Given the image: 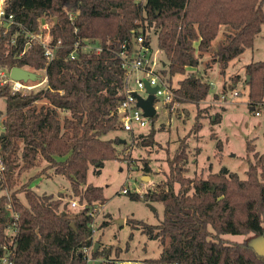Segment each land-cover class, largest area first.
I'll return each mask as SVG.
<instances>
[{"label":"trees","instance_id":"16d2710c","mask_svg":"<svg viewBox=\"0 0 264 264\" xmlns=\"http://www.w3.org/2000/svg\"><path fill=\"white\" fill-rule=\"evenodd\" d=\"M5 11L15 24L8 29L0 26V71L9 72L13 67L42 71L46 80L26 94L0 84V99L5 101L0 114V161L4 166L0 193L10 191V202L18 214L10 258L13 264H84L79 254L92 243L90 224L94 220L87 215V208L69 213L62 194L58 198L38 195L28 183L15 189L20 174L45 163L42 172L51 170L66 179L79 204L102 205L103 190L87 183V172L93 166L94 174L99 175L105 162L119 161V149L126 146L118 138L104 139L120 130L115 110L123 98L125 76L115 54L119 46L152 29L157 49L168 61V71L163 68L160 74L171 87L172 77L196 68L202 55H209L224 73L229 62L252 47L264 28V0H5ZM70 14L74 15L72 21ZM43 22L50 25L53 43L62 42L51 62L43 48L26 36V31L39 33ZM219 35L221 40L213 48ZM87 40L97 42L101 52L87 53L79 47L76 59H68L73 44ZM145 44L149 46L148 36ZM245 75L248 105L256 108L264 103V60L246 65ZM228 89L233 90L232 86ZM210 90L207 81L190 74L178 82L174 102L197 106ZM200 113L192 128L195 133L202 128ZM219 120L216 116L214 123ZM190 134L180 140L175 155L167 161L165 178L152 192L142 198L137 193L127 194L132 200L163 206L162 219L156 225L127 220L162 246L158 258L146 260L264 264V257L253 248L223 238L263 234L264 153L254 152V163L248 158L245 180L223 167L205 177L187 178L186 140ZM153 137L152 132L147 146ZM210 137L216 140L221 155L220 140L214 134ZM252 151L248 143L247 152ZM143 171L149 174L150 168L145 165ZM6 203V197L0 195V257L10 245L7 228L12 219ZM93 254L110 257L111 249L100 251L98 247Z\"/></svg>","mask_w":264,"mask_h":264},{"label":"rangeland","instance_id":"374dc122","mask_svg":"<svg viewBox=\"0 0 264 264\" xmlns=\"http://www.w3.org/2000/svg\"><path fill=\"white\" fill-rule=\"evenodd\" d=\"M146 36H148L149 45L157 61H160L161 66L167 72L168 61L163 52L157 49L156 38L152 29L145 31ZM220 40L221 36L219 35L213 43V48H216V43ZM263 60L264 28L255 38L252 47L245 49L241 55L231 61L225 78L220 74L218 64L212 72H209V76L217 82L226 80L222 87L225 86L227 90L223 92L225 98L227 94V102L231 103L215 104V107L210 108L206 107L205 103L196 106L190 103L174 102L168 108L163 106L160 100H156L154 104L156 119L153 123L149 122L148 129L141 136L134 139L122 130H117L104 137V139L115 137L126 141L125 148L118 149L120 152L129 149L132 163H128L127 159L123 160L119 156V161L105 162L99 175L94 174L93 166H90L87 172V183L94 187H101L103 190L104 202L99 206L100 213L95 218L97 230L93 236L94 242L100 246V251L111 249V256L120 259L154 260L160 256L161 244L158 241L150 240L140 230L132 228L127 220H137L148 225H156L162 219L163 206L159 203L135 201L121 192L125 189L129 191L128 194L137 193L140 198L145 193L152 192L155 186L165 178L168 172L167 161L173 158L180 140L189 132L191 134L186 140L185 177H205L207 173H216L223 167L237 174L242 180L247 178L248 158L254 163V152L259 155L264 153V113L260 116L254 115L248 105V88L244 83L245 78L234 75L243 74L245 65ZM211 65H215L211 62V58L208 55H202L196 68H188L184 75L172 77V87L176 89L178 82L190 74L199 76L203 80L207 79V71L211 69ZM36 74L38 80L32 84L37 85L36 89H38L44 85L45 76L42 71ZM228 76L231 77L229 80L227 79ZM229 86H232L233 90L228 91ZM124 90L125 88L123 92ZM234 92L238 95L234 96ZM141 95L144 96V93ZM4 109L5 101L0 99V112H3ZM199 110L201 113L198 119L200 122L202 120L203 125L201 124V130L195 133L192 128ZM218 115H221V119L214 123ZM152 132L154 139L147 146L145 142ZM211 133H214L222 144L221 156L216 151V140L211 139ZM248 143L253 150L251 153L247 152ZM130 144L133 147H129ZM145 165L150 168L149 174H145L143 171ZM45 166L46 164L42 163L40 167L20 174L15 189L28 183L29 188L38 195H52L55 198H58L59 194L64 195L63 202L66 204V210L69 213L81 210V208L75 210L69 208V202L79 204L78 198L71 196L69 182L62 176L53 174L51 170L46 173L42 172ZM200 172L201 174H199ZM147 177H149V181ZM2 194L6 197L7 202H10V191L5 189L0 193V195ZM18 197L22 203H25L22 194H18ZM84 204H79V206ZM104 222H107V225L100 227ZM223 238L230 241H245L250 245H256L259 242L258 237L253 235H226Z\"/></svg>","mask_w":264,"mask_h":264},{"label":"built area","instance_id":"2783aa9c","mask_svg":"<svg viewBox=\"0 0 264 264\" xmlns=\"http://www.w3.org/2000/svg\"><path fill=\"white\" fill-rule=\"evenodd\" d=\"M74 15H69V20H73ZM15 24L13 17L8 15L5 11V0H0V26L8 29L11 25ZM19 26V24H16ZM50 25L43 22L40 26V31L37 34H30L26 31V36H28L30 41H35L38 43L44 51V56L51 62L54 58L55 52L61 47V40H56L53 43V37L49 31ZM76 33V30H74ZM84 42V43H83ZM29 45V44H28ZM27 45V46H28ZM80 47L83 52L99 54L102 50L101 46L95 41H76L73 44L72 51L68 55V59L75 60L77 57L76 50ZM116 57L119 60L120 67L124 71L125 84L123 98L118 102L115 110V115L117 116L118 126L120 130L131 136V138H137L141 136L149 127V119L143 116V112L137 107L136 96L143 99L147 98L148 94L145 90V82L151 88H157L154 93V104L156 100H160L163 106L168 107L174 103L175 94L174 88L169 86L166 79L160 74V70L164 67L161 66L160 61H157L155 54H153L150 45L145 44V36L138 34L134 36L130 42H123L117 52H115ZM0 84H8L12 92H20L22 94L29 93L37 88V85L31 82H15L10 79L9 72L0 71ZM45 79V77H44ZM46 81V80H45ZM212 88V84H210ZM144 93V96L141 95ZM234 96L238 94L233 93ZM221 99L224 100L225 96L222 95ZM155 108V107H154ZM156 111V109H155ZM252 112L255 116H260L264 113V103L256 108H253ZM129 147H133L130 144ZM123 150L120 156L123 160L127 159L128 163L130 161L129 149L127 151ZM4 172V166L0 161V181L2 180ZM122 194L127 195L128 190L123 189ZM99 204L94 203L91 206H79L77 202H71L69 208L71 210L84 209L87 208V215L93 218V222L90 224L92 232V243L89 247H83L80 250V257L84 264H165L157 263L150 260H137V259H120L113 256L110 257H95L94 247L96 242H94L93 236L97 230L96 227V215L100 213ZM5 209L10 213L12 223L7 228V235L9 236V246L4 247L6 253L0 257V264H13L10 255L13 254L12 246L16 235L18 233V214L14 212L13 205L11 202H7ZM175 264V263H171Z\"/></svg>","mask_w":264,"mask_h":264},{"label":"water","instance_id":"95a60500","mask_svg":"<svg viewBox=\"0 0 264 264\" xmlns=\"http://www.w3.org/2000/svg\"><path fill=\"white\" fill-rule=\"evenodd\" d=\"M114 12V11H113ZM9 77L11 80L15 82H36L38 80V75L32 71L26 70V69H21L18 67H13L9 71ZM249 78L247 77V81ZM146 93L148 94L147 98L143 99L139 96H136L137 99V107L140 108L143 112V116L147 119H151L155 117L156 111L154 108V93L156 92L157 88H151L146 82L144 84ZM253 110V108L251 109ZM121 143L124 145L125 141H121ZM247 235H253L257 236L259 242L254 245V244H247L245 241H231L235 243H245L247 246L253 248L255 252L259 255L264 257V229H263V234L262 235H256V234H247ZM230 241V240H228ZM98 248V244H95L94 250L96 251Z\"/></svg>","mask_w":264,"mask_h":264},{"label":"crops","instance_id":"0c3cea01","mask_svg":"<svg viewBox=\"0 0 264 264\" xmlns=\"http://www.w3.org/2000/svg\"><path fill=\"white\" fill-rule=\"evenodd\" d=\"M219 37V36H218ZM217 37V38H218ZM208 57H210L209 55H208ZM233 61V60H232ZM231 62H229V64H230ZM252 63V62H251ZM229 64H228V66H227V68L225 69V71H224V73H221V71H220V74L222 75V77H226V73H227V69H228V67H229ZM248 65V64H247ZM216 66V64L215 65H211V69H209L207 72H208V74L206 75V77H207V79H205V81H207L209 84H212V88H211V90H210V93H209V95H208V97H207V99L205 100V101H203V102H200V103H205V105H206V107H210V108H212V107H215V104H227V103H231V102H227V94H226V98L224 99V100H222L221 99V96L222 95H224L225 93L223 92V84H224V82H226V80H223V82L220 80L219 82H217L216 80H214L211 76H209V72H212L213 71V69H214V67ZM246 66V65H245ZM234 76H236V77H241V78H245L246 77V75H245V71H244V73L243 74H236V75H234ZM202 77H204V75H202ZM231 77L230 76H228V80L230 79ZM238 94V93H237ZM215 96H218L219 98L216 100L215 99ZM199 103V104H200ZM249 104V103H248ZM2 112H0V114H1ZM219 116V118L221 119V115H218ZM1 120H2V116H0V124H1ZM201 124L203 125V123H202V120H201ZM2 132V126H1V131H0V133ZM211 134H214V133H211ZM215 135V134H214ZM215 137H216V135H215ZM115 138V137H114ZM217 138V137H216ZM112 139V138H111ZM217 140H218V138H217ZM121 141H124V140H121ZM127 143H126V141H125V144L124 145H126ZM221 156V155H220ZM203 169V168H202ZM199 174H201V172L199 173ZM198 174V175H199ZM208 174V173H207ZM207 176V175H206ZM144 178V177H143ZM148 178V181L150 180L149 179V177H147ZM142 179V178H141ZM71 202H69V204H70ZM98 247L100 248V246H99V244H98Z\"/></svg>","mask_w":264,"mask_h":264}]
</instances>
